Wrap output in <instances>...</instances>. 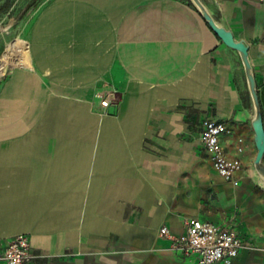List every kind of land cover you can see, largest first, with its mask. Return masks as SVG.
<instances>
[{"label": "crops", "instance_id": "obj_1", "mask_svg": "<svg viewBox=\"0 0 264 264\" xmlns=\"http://www.w3.org/2000/svg\"><path fill=\"white\" fill-rule=\"evenodd\" d=\"M32 1L0 0V251L27 234L26 264H188L157 230L179 235L197 218L236 228L246 247L231 264H264V182L236 50L189 0ZM201 2L247 44L264 125V0ZM19 39L28 60L7 65ZM107 86L116 100L100 114ZM206 118L229 130L237 185L203 148Z\"/></svg>", "mask_w": 264, "mask_h": 264}, {"label": "built area", "instance_id": "obj_2", "mask_svg": "<svg viewBox=\"0 0 264 264\" xmlns=\"http://www.w3.org/2000/svg\"><path fill=\"white\" fill-rule=\"evenodd\" d=\"M263 1V0H260ZM117 90L113 86L104 88L95 110L107 113V108L116 100ZM222 121L204 119L201 123L200 140L216 172L226 181L238 184L237 176L242 171L239 159L228 158L222 148L220 137L228 132ZM183 232L174 234L166 225L157 230V237L168 242V249L188 264H231L239 252L246 247L236 228L220 226L197 218L184 220ZM34 257L27 234H18L6 241L0 251L3 264H26Z\"/></svg>", "mask_w": 264, "mask_h": 264}, {"label": "water", "instance_id": "obj_3", "mask_svg": "<svg viewBox=\"0 0 264 264\" xmlns=\"http://www.w3.org/2000/svg\"><path fill=\"white\" fill-rule=\"evenodd\" d=\"M194 8L199 12L206 21L211 30L220 38V40L228 47L236 50L242 62L248 93L253 107V117L251 120L255 135V144L257 149L254 167L264 182V125L262 119L261 107L256 89L253 68L248 56V46L243 40H236L230 29L222 23L216 21L201 0H189Z\"/></svg>", "mask_w": 264, "mask_h": 264}, {"label": "bare ground", "instance_id": "obj_4", "mask_svg": "<svg viewBox=\"0 0 264 264\" xmlns=\"http://www.w3.org/2000/svg\"><path fill=\"white\" fill-rule=\"evenodd\" d=\"M27 48L25 45V41L19 39L17 40V42L12 43L8 46L6 53L4 54L3 57L1 56V58H3V62L6 63L7 65L16 66L19 63H26L28 60Z\"/></svg>", "mask_w": 264, "mask_h": 264}, {"label": "rangeland", "instance_id": "obj_5", "mask_svg": "<svg viewBox=\"0 0 264 264\" xmlns=\"http://www.w3.org/2000/svg\"><path fill=\"white\" fill-rule=\"evenodd\" d=\"M42 0H33L32 1V7H36L38 4H40Z\"/></svg>", "mask_w": 264, "mask_h": 264}]
</instances>
